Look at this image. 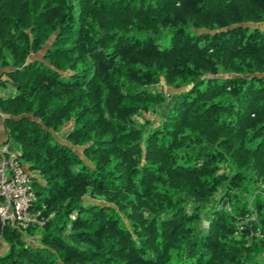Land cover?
<instances>
[{
  "label": "trees",
  "instance_id": "obj_1",
  "mask_svg": "<svg viewBox=\"0 0 264 264\" xmlns=\"http://www.w3.org/2000/svg\"><path fill=\"white\" fill-rule=\"evenodd\" d=\"M259 24L264 0H0V146L39 218L0 220V264H264Z\"/></svg>",
  "mask_w": 264,
  "mask_h": 264
},
{
  "label": "built area",
  "instance_id": "obj_2",
  "mask_svg": "<svg viewBox=\"0 0 264 264\" xmlns=\"http://www.w3.org/2000/svg\"><path fill=\"white\" fill-rule=\"evenodd\" d=\"M32 192L29 178L17 155L0 158V220H11L21 226L39 221L36 213L29 210Z\"/></svg>",
  "mask_w": 264,
  "mask_h": 264
},
{
  "label": "rangeland",
  "instance_id": "obj_3",
  "mask_svg": "<svg viewBox=\"0 0 264 264\" xmlns=\"http://www.w3.org/2000/svg\"><path fill=\"white\" fill-rule=\"evenodd\" d=\"M260 26H264V24H259ZM168 41H169V38L166 37L165 35H163L160 39V42L164 45H168ZM34 58H40V55L37 54V55H33ZM147 88L153 92L155 91H162L164 93H166L167 95H173L175 94L176 92H179V91H182V90H185L187 88L186 87H182V88H176V87H173L171 85H168L166 84L164 81H161L159 83H156V84H151V85H147ZM17 91L16 87L13 85V84H9L8 86H0V93H5V94H15ZM168 99L170 100V96L168 97ZM165 106H162V108L164 109ZM163 111V110H162ZM161 109H160V112L158 113V115H154L153 113H145V115L147 117H150V118H159L161 117L164 113L162 112ZM71 127V124L70 123H66L65 125L62 126V128L59 130V131H55L53 134H54V137L58 140L63 141V142H66V134H67V131L70 129ZM1 130H2V127H0V133H1ZM15 144H16V141L15 140H11L10 143H8V146L6 147L7 149L5 151H2L0 152L1 155L0 156H3V155H19V151H16L15 150ZM207 221V220H206ZM204 222V221H203ZM208 221L207 223L204 225L203 224V227H208ZM0 240H3L0 238ZM3 244H4V247H0V254H3L5 253L8 248V243L6 241L3 240Z\"/></svg>",
  "mask_w": 264,
  "mask_h": 264
},
{
  "label": "crops",
  "instance_id": "obj_4",
  "mask_svg": "<svg viewBox=\"0 0 264 264\" xmlns=\"http://www.w3.org/2000/svg\"><path fill=\"white\" fill-rule=\"evenodd\" d=\"M3 118H4V115L0 111V127H2V130H1V133H0V143L6 141V133L3 130ZM7 146H8V143H4V145L2 147L0 146V152L5 151L7 149L6 148ZM0 247H4L3 240H0Z\"/></svg>",
  "mask_w": 264,
  "mask_h": 264
},
{
  "label": "water",
  "instance_id": "obj_5",
  "mask_svg": "<svg viewBox=\"0 0 264 264\" xmlns=\"http://www.w3.org/2000/svg\"><path fill=\"white\" fill-rule=\"evenodd\" d=\"M206 223H207V221L204 220L203 224L205 225ZM203 229H204V230H207V227L205 226V227H203Z\"/></svg>",
  "mask_w": 264,
  "mask_h": 264
}]
</instances>
